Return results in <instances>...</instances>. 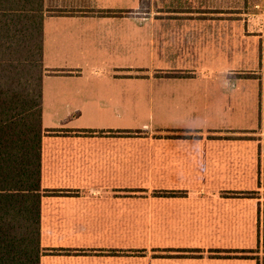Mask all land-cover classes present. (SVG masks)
<instances>
[{"label":"crops","instance_id":"1","mask_svg":"<svg viewBox=\"0 0 264 264\" xmlns=\"http://www.w3.org/2000/svg\"><path fill=\"white\" fill-rule=\"evenodd\" d=\"M41 4L40 264H264V0Z\"/></svg>","mask_w":264,"mask_h":264},{"label":"trees","instance_id":"2","mask_svg":"<svg viewBox=\"0 0 264 264\" xmlns=\"http://www.w3.org/2000/svg\"><path fill=\"white\" fill-rule=\"evenodd\" d=\"M41 2L0 0V264H40L44 254Z\"/></svg>","mask_w":264,"mask_h":264},{"label":"rangeland","instance_id":"3","mask_svg":"<svg viewBox=\"0 0 264 264\" xmlns=\"http://www.w3.org/2000/svg\"><path fill=\"white\" fill-rule=\"evenodd\" d=\"M263 10H264V7H263ZM262 13H263V11H262ZM257 14H259V13H257ZM262 16H263V14H262ZM261 18V17H260ZM262 20H263V17H262ZM245 92L246 93H249L250 95H252L253 96V94H251V93H253V87H251V90L250 91H248L247 89L245 90ZM262 95V96H261ZM259 96H261V99L262 98H264V88H262V87H259ZM257 98L259 99V97L257 96ZM260 100V99H259ZM264 126V125H263ZM262 127V126H261Z\"/></svg>","mask_w":264,"mask_h":264},{"label":"built area","instance_id":"4","mask_svg":"<svg viewBox=\"0 0 264 264\" xmlns=\"http://www.w3.org/2000/svg\"><path fill=\"white\" fill-rule=\"evenodd\" d=\"M255 9H259V6H256Z\"/></svg>","mask_w":264,"mask_h":264}]
</instances>
